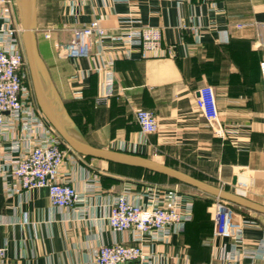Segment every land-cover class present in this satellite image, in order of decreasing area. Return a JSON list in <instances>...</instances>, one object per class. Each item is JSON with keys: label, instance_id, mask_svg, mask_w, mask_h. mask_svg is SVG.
I'll return each instance as SVG.
<instances>
[{"label": "crops", "instance_id": "crops-1", "mask_svg": "<svg viewBox=\"0 0 264 264\" xmlns=\"http://www.w3.org/2000/svg\"><path fill=\"white\" fill-rule=\"evenodd\" d=\"M34 12L41 83L74 141L145 158L264 206V0H34ZM94 19L112 35L160 27L167 53L143 59L137 48L107 40L104 56L95 42L88 56L61 55L75 30ZM22 46L26 51L23 39ZM115 51L111 87L104 67ZM205 84L215 89L222 135L196 106ZM140 108L155 113L157 132L141 130ZM21 135L19 127L0 134V164L5 147ZM60 138L69 152L59 180L78 189L81 209L53 207L45 187L8 195L5 185L15 179L0 174V246L6 248L0 264H94L101 245L135 244L131 231H114L108 221L113 200L126 190L139 203L178 191L193 205V220L169 241L145 237L152 264L262 261L264 211L224 200L243 234L241 240L218 235L216 196L146 168L137 173L138 166L77 153Z\"/></svg>", "mask_w": 264, "mask_h": 264}, {"label": "built area", "instance_id": "built-area-1", "mask_svg": "<svg viewBox=\"0 0 264 264\" xmlns=\"http://www.w3.org/2000/svg\"><path fill=\"white\" fill-rule=\"evenodd\" d=\"M11 0H0V134H6L18 127L22 131L19 140L6 146V159L0 164V174L12 176L15 182L5 185L8 195L37 187H45L49 192L53 207H77L83 201L78 189L59 180L60 169L64 164L68 150L62 147V141L40 109L36 100L29 64L22 46L23 28L15 23ZM239 27L244 24H239ZM46 38L51 34L47 32ZM137 48L141 58L163 56L167 53L163 47V32L160 27L146 26L138 31L124 30L112 35L98 19L75 30L70 45L61 49L64 57L88 56L90 45H99V53L104 56L103 45L106 41ZM56 47L59 44L56 43ZM170 52V51H169ZM119 51L108 59L104 69L108 68V83L113 87L115 81L114 65ZM131 56V49L125 51ZM84 72L74 75L81 78ZM260 75L264 86V60L260 62ZM81 92V91H79ZM81 94V93H80ZM108 96V95H106ZM101 99H105L102 97ZM196 106L202 112L216 135L224 134L217 109L216 92L212 85L205 84L198 90ZM136 120L144 133H155L159 129L157 117L152 110L140 108L136 111ZM24 143V149L21 148ZM18 153L17 156L14 154ZM0 155V159H1ZM183 195L170 191L161 197L152 196L147 203L135 202L126 190L115 197L108 216L114 231H131L135 244L114 243L101 245L94 251V264H152L151 254L144 246L145 237L155 242L169 241L173 232H181L192 219V203H183ZM218 235L242 239L243 225L235 218V212L226 201L215 202ZM264 264V242L259 251ZM6 257V248L0 246V260ZM217 264H239L232 258ZM244 264V263H242Z\"/></svg>", "mask_w": 264, "mask_h": 264}, {"label": "water", "instance_id": "water-1", "mask_svg": "<svg viewBox=\"0 0 264 264\" xmlns=\"http://www.w3.org/2000/svg\"><path fill=\"white\" fill-rule=\"evenodd\" d=\"M33 9H34V0H33ZM34 18H35V12H33V23L31 21V18L29 19V17L27 16L23 17L22 20L24 23L23 39H24L26 56H27V60H28V64H29V68L31 72L35 95H36V98H37V101H38V104L41 110L44 112L50 124L54 127V129L57 131L60 137H62V139L73 150L83 155L116 160V161H120V162L127 163L130 165L146 168L151 171L161 173L168 177L174 178L182 183L191 185L197 189H200L204 192L214 195L221 200H227V201L233 202L237 205H240V206H243L249 209L264 211V206L254 204L245 199H242L230 193L224 192L221 189H215L213 187H210L202 182H199L193 178H190L176 170L168 168L159 163H156V162H153V161H150V160H147L145 158H141L135 155L123 153V152L87 147V146L81 145L77 143L76 141H74L68 135L64 127L60 124V122L56 118L46 98V95L44 94V90H43L41 79H40L39 67L37 65V61L40 59H39V54H38V49H37V39H36V34H35ZM234 182H236V179H234Z\"/></svg>", "mask_w": 264, "mask_h": 264}, {"label": "bare ground", "instance_id": "bare-ground-1", "mask_svg": "<svg viewBox=\"0 0 264 264\" xmlns=\"http://www.w3.org/2000/svg\"><path fill=\"white\" fill-rule=\"evenodd\" d=\"M19 2V7H20V10H21V15H22V18L27 16L29 17V19L31 18V21L33 23V12H34V9H33V0H18ZM38 60V59H37ZM39 64V60L37 61V65ZM43 87V85H42ZM44 90V88H43ZM44 94L46 95V98L50 104V107L51 109L53 110L56 118L58 119V121L60 122V124L62 125V122H61V119L59 118V116L56 114V111H55V108L49 98V95L47 94V92L44 90Z\"/></svg>", "mask_w": 264, "mask_h": 264}, {"label": "rangeland", "instance_id": "rangeland-1", "mask_svg": "<svg viewBox=\"0 0 264 264\" xmlns=\"http://www.w3.org/2000/svg\"><path fill=\"white\" fill-rule=\"evenodd\" d=\"M11 7L13 9V13L16 17V21H17V24L20 25L22 28H23V33H22V39H23V34H24V23H23V20H22V15H21V10H20V7H19V1L18 0H11ZM24 41V39H23ZM25 54H26V51H25ZM32 78V77H31ZM33 84V82H32Z\"/></svg>", "mask_w": 264, "mask_h": 264}, {"label": "trees", "instance_id": "trees-1", "mask_svg": "<svg viewBox=\"0 0 264 264\" xmlns=\"http://www.w3.org/2000/svg\"><path fill=\"white\" fill-rule=\"evenodd\" d=\"M137 173H142V171H147L146 169L144 170V168H142V167H140V168H138L137 170ZM155 174H157L158 175V173L157 172H155ZM153 175V174H151V177H158L157 175ZM166 176V175H165ZM193 220V219H192Z\"/></svg>", "mask_w": 264, "mask_h": 264}]
</instances>
